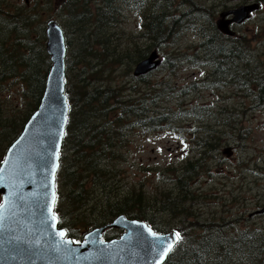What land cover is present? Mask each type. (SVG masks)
I'll return each mask as SVG.
<instances>
[{
	"label": "trees",
	"instance_id": "1",
	"mask_svg": "<svg viewBox=\"0 0 264 264\" xmlns=\"http://www.w3.org/2000/svg\"><path fill=\"white\" fill-rule=\"evenodd\" d=\"M151 1L154 3L148 4L149 0H64L61 9L65 14L63 23L72 28L70 30L61 25L67 47L71 44L69 36L71 31L77 34V38L78 36L82 38L74 52L75 59H78L75 65L80 66V69H77L76 83L71 81L68 75L74 64L69 61L68 55L66 58L65 94L69 112L56 180L55 212L60 218L58 227L65 229L71 239L81 242L88 230L110 224L118 216L125 215L130 219L146 222L158 233H166L175 228L182 230L179 243L170 252L164 264H233L234 262L264 264V232L262 231L254 236L233 234L229 237L222 231L224 226L210 222L205 224L207 231L204 235L196 233L190 235L187 233L190 226L187 230L182 227L169 230L164 220L158 216L159 213L166 211L175 218L183 213L187 218L192 215L187 211V204L192 199L188 194L191 192L184 193L185 187L188 190L189 181L206 172L205 160L214 158L211 153L220 152L221 140L226 139V136H220L219 133L228 135L229 140L235 138L237 141H244L248 138L249 129L240 126L242 125V122L238 121L240 115L231 112L226 106L220 105L218 108L220 111L217 113H224L226 118L219 121L217 126L229 127V134L215 129L212 125L205 126L201 123L205 126L206 133L205 136L199 135L195 140L196 149L200 151L199 158L195 161L187 160L181 166V170L170 169L175 174L172 183H176V187L179 185L180 194L176 199L169 198L167 208L164 207L163 193L156 198L142 188H132L124 198L119 195L111 196L119 188L115 179L121 169L117 163L123 160V151L128 146L130 132L134 128L155 132L172 127V124L178 120L171 111L164 110L160 106L164 96L173 91V87L168 86L167 83L154 86L150 82L152 72L149 75L135 77L134 70L151 53L154 51L159 53L163 46L174 42L185 31L194 30L204 33L199 45L202 53L194 54L190 58L195 64L206 63V66L213 68V71L207 72L202 83L194 82L184 88L178 87L177 96L179 94L185 96L190 89L201 91L204 86L221 89L233 85L244 91L245 96L238 92L234 94L239 96L240 101H243L244 97L253 96L256 100L254 102H257L256 106L264 108V74L262 75V71L256 66L253 67L251 55L253 56L254 52L243 39L223 34L216 24L213 25L214 31L205 30L202 20L208 15L209 10L195 0ZM121 2H125L124 4L129 5L140 15L145 34L139 37L152 41L146 49H136L133 55L129 52L124 54L121 50L117 53L116 47L120 48L119 44L114 47L113 41L99 32L112 24L119 23L115 16H120V5L123 4ZM3 3L4 0H0L1 161L10 145L21 134L26 122L38 109L51 69V61L45 45L46 23L40 22L42 15L35 9L30 11L27 6L5 10L2 7ZM36 24H39L43 30L41 36L35 28ZM196 26L202 27L196 29ZM6 29H9V35L3 38ZM34 33H37L35 38ZM135 46L139 47L137 43ZM152 49L154 51H151ZM124 59H127V62L123 61ZM161 59V64L156 70L162 67L170 68L171 72H175L176 59H167L164 56ZM256 61L258 63V60ZM110 63L135 65L134 69L129 67L127 70V76L132 73L133 82L115 85L112 76L115 68H110ZM9 81L19 85L26 99L27 112L21 111L20 121L17 116L5 119L1 111V95ZM139 84L146 88H140ZM224 99L225 97L220 96L219 101ZM254 102L246 110L242 103V116L255 106ZM208 109V107L196 106L193 110H198L199 117L204 118L207 116L201 114L206 113ZM96 190L99 191V196L102 195L101 202L95 201L98 198H94ZM154 207H157V210L152 215L151 211ZM82 209L84 211L80 212ZM88 211L94 216L93 218L85 216ZM69 215H77L80 219L74 221ZM80 216H83L82 220ZM81 222L83 229L79 227ZM196 225L198 224L193 223L191 226ZM227 225L229 226V223ZM109 231L105 234L106 237ZM111 231L118 232L113 229ZM214 231L215 233H212ZM212 235L214 236L211 237ZM117 237L119 235L111 236L107 240ZM231 261L233 263H230Z\"/></svg>",
	"mask_w": 264,
	"mask_h": 264
},
{
	"label": "rangeland",
	"instance_id": "2",
	"mask_svg": "<svg viewBox=\"0 0 264 264\" xmlns=\"http://www.w3.org/2000/svg\"><path fill=\"white\" fill-rule=\"evenodd\" d=\"M24 1L4 0L2 7L5 10H15L24 7ZM195 1L203 4L209 10L208 15L202 20V25L207 31H214L213 25L220 19L219 14L223 9L241 4L238 3V0ZM29 2L28 9L30 11L36 10L37 13L42 15L41 23H47L53 19L60 25H64L70 30L72 29L69 25L63 23L65 14L62 13L61 9L64 0H29ZM149 2L148 4L154 3L151 0ZM124 3L121 2L122 5H120V16H115L119 23L117 25L112 24L98 31L104 37H107L108 40L113 41L114 47L119 44L120 48L116 47L117 53L121 50L124 54L129 52L133 55L132 53L136 49H146L151 45L152 41L139 37L145 34L143 21L134 9ZM253 18V20L242 26L239 25L238 28L234 29V32H236V38L243 39L246 45L248 44L249 48L254 52L253 56L251 55L253 67L256 66L261 70L263 75L264 7L260 8ZM201 27L196 26V29ZM35 28L41 36L43 30L39 27V24H36ZM7 35H9V29H6L3 38H7ZM36 35L37 33H34L33 37L35 38ZM202 35L204 33L199 31H185L174 42L163 46L159 50L160 55L164 56V58L176 59L175 72H171L170 68L163 69L160 67L150 74V82L154 86L167 83L168 86L171 85L173 87V91L169 94L166 92L168 95L164 96L160 106L164 110L171 111L178 120L172 124V127L155 132L136 128L130 132L128 146L123 151V160L117 163L121 169L115 179L119 188L111 196L119 195V197L124 198L132 188H142L146 193L156 198H159V195L163 193L164 207L167 208L169 198L176 199L178 194H180L179 185L176 187L177 184L172 183V178H175V174L170 169L177 168V170H181V166L187 160L195 161L199 158L200 151L196 149L195 140L199 135L205 136V126L212 125L215 129H220V131L228 132L227 134H229V127L224 125L221 127L217 126L219 121L226 118L224 113H217L220 111L218 109L220 105H223L230 109L231 112L240 115L238 119L239 123L242 122L240 126L249 129L248 138L244 141H237L235 138L229 140L228 135L219 133L220 136H226V139L221 140L220 152L218 154L211 153L214 158L205 160L206 172L190 180L188 190L185 187L184 193L191 192V194H188L192 199L187 204V211L192 215L187 218L186 214L183 213L175 218L170 212L166 211L159 213L158 216L164 220L167 225L166 228L169 230L174 227H182L187 230V227L190 226L187 230L190 235L194 233L204 235L207 231L205 224L210 222L214 225L224 226L222 231L229 237L233 234L244 236L249 230L257 233L264 232V215L262 213L257 215L256 213L258 210H263L264 207V108L256 106L257 102H254L256 100L253 96L245 98L244 91L233 85L227 88L221 87V89L204 86L201 91L190 89L186 92V95L183 94L185 96L181 94L177 96L178 87L184 88L194 82L202 83L206 78L207 72L213 71V68L206 66V63L195 64L190 58L194 54L202 53L199 48L203 38ZM69 36L71 44L69 43L70 45L68 46V58L75 65L78 59H75L74 52L82 37L78 36L79 40L76 37L77 34L73 33V31L69 33ZM136 43L139 45L138 48L135 46ZM245 49L248 50L247 48ZM151 51H154V49ZM256 60H258V63ZM123 61L127 62V59ZM125 64H109L110 68H115L112 76L114 84L117 86L126 82L129 83V81L133 82L132 73L127 76V70L129 67L134 69L135 65L128 66ZM74 65L68 75L71 81L76 83L78 81L76 77L77 69L79 70L80 66ZM139 87L142 89L146 88L142 84H139ZM162 88H164V85ZM237 92L244 94V96L241 95L244 97L243 101L239 100L238 95H234ZM220 96L225 97V99L219 101ZM229 97L231 98L226 101ZM1 100L3 101H1V111L5 119L17 116L18 121H20L22 117L21 111L27 112L26 99L17 83H11V81L6 83V90L1 95ZM253 102L255 106L252 109H248L245 112L246 114L244 113L245 115L242 116L243 105L246 110ZM196 106L208 107V111L201 114L207 117H199V111L193 110ZM201 123L205 124V126ZM228 147L232 149L231 156L224 153ZM101 196H99V191L96 190L94 198H98L95 201L101 202ZM153 209L151 211L152 215L157 210V207ZM82 211L84 210L82 209L80 212ZM88 212L85 216L93 218L94 216L91 215V212ZM70 216L74 218V221L80 219L77 215H69V218ZM80 217L82 220L83 216ZM193 223L198 225L192 227ZM227 223H229V226ZM79 227L83 229L82 222ZM116 231L118 232L110 230L106 238L115 235L120 237L124 233V231ZM216 232L220 234L219 231ZM212 233H215V231ZM230 263H233V261ZM233 264L246 263L234 262Z\"/></svg>",
	"mask_w": 264,
	"mask_h": 264
},
{
	"label": "water",
	"instance_id": "3",
	"mask_svg": "<svg viewBox=\"0 0 264 264\" xmlns=\"http://www.w3.org/2000/svg\"><path fill=\"white\" fill-rule=\"evenodd\" d=\"M257 9V5H245L223 12L216 23L217 28L233 37L236 33L231 25L245 23ZM231 15L233 18L228 19ZM46 35V50L52 65L44 95L39 108L9 147L0 166L3 200L0 212L5 217L0 229V264H157L162 241H175V232H156L161 238L158 240L150 235L146 223L121 215L112 223L89 232L81 243L66 236L73 242L68 245L56 235L57 231L63 230L58 228V223L55 228L51 226V214L47 208L52 192L56 193V175L53 186L51 169L54 164L60 167L69 104L65 94V35L55 20L48 21ZM158 58V52L151 53L136 66L134 76H143L157 69L161 64ZM224 153L231 156L232 149L228 147ZM108 229L124 230L125 233L119 239L103 241V234ZM169 254L163 258L162 264Z\"/></svg>",
	"mask_w": 264,
	"mask_h": 264
},
{
	"label": "snow or ice",
	"instance_id": "4",
	"mask_svg": "<svg viewBox=\"0 0 264 264\" xmlns=\"http://www.w3.org/2000/svg\"><path fill=\"white\" fill-rule=\"evenodd\" d=\"M55 155H56V158L58 159L59 158V152L57 151L55 153ZM58 167H59L58 164H54L52 166V169H51V179H52L53 186L55 184V175H56V170H57ZM56 199H57L56 193H55V191H53L52 194H51L50 205L47 208V211L51 214L50 215V218H51V221H52L51 226L53 228H55L56 224L60 222V218L57 216V214H56V212L54 210L55 209ZM0 207H2V206H0ZM4 219H5V217H4L3 213L0 212V229L3 228ZM148 232L154 238H156L158 240L161 239L160 237L157 236V233L152 231L150 228L148 229ZM56 235H58L60 237V241L62 243H65V244H68V245H71V243H73L72 241L66 239V236H67V231L66 230H59V231L56 232ZM180 239H181L180 233L176 232L175 233V241H173V242H163L162 241L161 250H160V260L157 262V264H162L163 258L166 257L168 255V253H170L173 250L174 243L178 242Z\"/></svg>",
	"mask_w": 264,
	"mask_h": 264
},
{
	"label": "flooded vegetation",
	"instance_id": "5",
	"mask_svg": "<svg viewBox=\"0 0 264 264\" xmlns=\"http://www.w3.org/2000/svg\"><path fill=\"white\" fill-rule=\"evenodd\" d=\"M17 1H20V0H17ZM263 2H264V0H238V3H241V4H238L237 6H232L231 8L230 7H228V8H226V9H223L222 10V12L219 14V16L223 13V12H227V11H231V10H234V9H236V8H238V7H240V6H245V5H257L258 6V9L256 10V11H254V12H252L251 13V17H250V19H248L245 23H247L248 21H250V20H253L254 18V14L255 13H257L258 11H259V9L260 8H262V7H264V4H263ZM24 5L25 6H29L30 5V2H29V0H25L24 1ZM32 6V5H31ZM30 6V7H31ZM228 19H232L233 18V16L231 15V16H229V17H227ZM244 23V24H245ZM243 25V24H242ZM242 25H240V26H242ZM238 26L239 25H236V24H232L231 25V29H232V31H234V29H236V28H238ZM236 33V32H235ZM162 57V56H161ZM1 201H2V198H1V196H0V203H1ZM264 208V207H263ZM257 215L258 214H261V210H258L257 212ZM263 215H264V213H262ZM172 231H175V232H179L180 233V236L182 237V230H179L178 228H175V229H173ZM244 231H246V230H244ZM250 235H254V234H256L257 232L256 231H247ZM248 233H246L247 235H249ZM257 235V234H256ZM178 243H179V241H178Z\"/></svg>",
	"mask_w": 264,
	"mask_h": 264
},
{
	"label": "bare ground",
	"instance_id": "6",
	"mask_svg": "<svg viewBox=\"0 0 264 264\" xmlns=\"http://www.w3.org/2000/svg\"><path fill=\"white\" fill-rule=\"evenodd\" d=\"M202 13H203V12H202ZM201 15H202V14H201ZM212 31H213V30H212ZM221 35H222V34H221ZM201 42H202V41H201ZM200 47H201V46H200ZM230 49H231V48H230ZM238 50H239V49H238ZM228 51L230 52L229 49H228ZM228 51H227V52H228ZM241 51H242V50H241ZM222 53H223V52H222ZM241 54H242V53H241ZM242 55H243V54H242ZM243 57H244V56H243ZM244 74H245V73H244ZM244 74H243V75H244ZM211 77H212V76H211ZM242 79H244V78H242ZM220 82H221V81H220ZM134 84H135V83H134ZM257 240H258V239H257ZM239 249H240V248H239ZM228 251H229V250H228ZM224 256H225V255H224ZM227 259H228V258H227ZM227 264H228V263H227Z\"/></svg>",
	"mask_w": 264,
	"mask_h": 264
}]
</instances>
